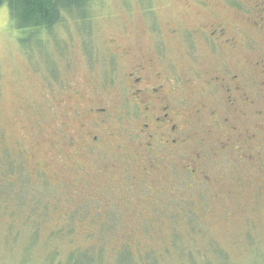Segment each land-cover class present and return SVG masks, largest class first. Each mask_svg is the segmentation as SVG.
I'll return each instance as SVG.
<instances>
[{
	"label": "rangeland",
	"instance_id": "1",
	"mask_svg": "<svg viewBox=\"0 0 264 264\" xmlns=\"http://www.w3.org/2000/svg\"><path fill=\"white\" fill-rule=\"evenodd\" d=\"M263 2L92 0L50 33L15 29L0 6V264H264V41L252 28ZM218 24L235 48L184 31L165 38ZM115 49L131 57L114 68ZM136 59L154 60V79L182 80V153L166 149L151 175L143 121L120 101ZM233 75L251 102L232 106L211 84ZM103 105L114 117L92 149L101 169L73 165L65 136L72 128L88 147L80 121L96 132L89 109ZM82 171L96 182L84 185Z\"/></svg>",
	"mask_w": 264,
	"mask_h": 264
},
{
	"label": "flooded vegetation",
	"instance_id": "2",
	"mask_svg": "<svg viewBox=\"0 0 264 264\" xmlns=\"http://www.w3.org/2000/svg\"><path fill=\"white\" fill-rule=\"evenodd\" d=\"M262 5H264V2ZM261 11L263 13H259L258 17L253 20L252 28L256 31L257 38L261 39L262 37L264 41V10ZM181 31H184L185 33L189 34L188 36L190 39L196 38L197 36H202L204 38L205 36L209 41L213 42L214 44L221 45V42H223V45L228 48L236 47V40L232 37H228V28L221 24L215 25L211 30L208 29V27L196 28L191 31L188 29L181 30L179 28H173L167 32L165 38H167V36L177 37V35H179ZM157 41L158 42H154V44L155 52L158 55L162 51L164 41L163 38L157 39ZM108 57L110 59V62L113 64V67L115 68L116 66L118 67L120 60H122V62L127 61L131 57V53L126 52L125 54H120L118 53V50L115 49V51H110ZM153 63V59L143 61H138V59H136V61L130 62V64H128L127 67L124 68L128 73L126 76L128 82L124 86V96L120 97L121 107L123 108V110L131 108L133 111V108H135L134 113L136 114L138 120L143 121V128H141L140 131L141 136L144 137L146 140L145 156L148 158V161L146 162L148 168H143V170L147 173L146 175H151V170H153V173L156 172L154 169L157 161L166 160V156L164 155L166 149L172 148L174 149V151H176L175 153H182L179 147L182 145V141L184 140V138H182L183 136L178 135L180 127L178 126V124L175 123V120L181 118V116L183 115L182 113H179V110L176 106V103L180 102V96L176 89H178V83H181L182 80H171L168 76H165L161 72V70H156L157 72L156 75H154V79L150 76L148 72L154 68ZM256 63L264 67V58L263 60ZM229 81H231L232 85H229ZM239 82L240 78L238 75H233L232 77H230V79L214 76L212 78L211 84L218 85V87L224 91L226 96V98H224V102H227L232 99L233 103L231 105L237 106L239 102L245 101L246 99L251 102L249 95L243 92L242 86ZM183 84H185L186 86V82H184ZM233 89L237 90L236 92L239 94L241 99L234 100V94H232ZM95 107L96 106L91 107L89 109V115H91V118L89 120L92 121L93 117L94 124L92 125L97 127L98 132L87 131L86 124H82L83 122L80 121V124L82 126V129H80L82 131L80 130L79 135L80 138L83 137V139L88 141V147L81 149L80 143L77 142L74 136L71 135V130H73L72 128L71 130H69L70 136H65L67 146L71 147L76 151L74 155L73 165L79 163L76 158L90 159L93 163L96 162L95 164H99L98 159L95 160L94 158L92 149H94L93 147L99 144L100 142L106 143L104 142L99 133L100 131L104 130V127H108L110 119L114 116L110 113L109 106H104L100 108ZM237 108V110H239V106ZM209 113L212 115H218L216 112L213 111ZM256 115L259 116L260 111H257ZM118 117L122 116L118 115ZM237 130L238 128H233L232 132L233 136L235 137V140H238V136L243 137V134L237 133ZM125 131H129V128L127 127ZM249 133L250 132H248V134ZM131 137L132 135H130L129 138ZM256 137L257 134L253 133L244 137V140L253 141ZM224 138L225 140L221 141L220 146V149L222 151H225L230 148V146H232L231 140H229L226 136ZM82 143L86 144L84 141H82ZM117 147L119 150L121 149V147ZM82 163L85 164L84 161H82ZM68 164L71 163L69 162ZM83 174L84 171H82L81 173L80 180L84 185L87 186L96 182L94 176H91L88 173L83 176ZM105 188L106 192H108L107 190H110L111 186H106Z\"/></svg>",
	"mask_w": 264,
	"mask_h": 264
},
{
	"label": "trees",
	"instance_id": "3",
	"mask_svg": "<svg viewBox=\"0 0 264 264\" xmlns=\"http://www.w3.org/2000/svg\"><path fill=\"white\" fill-rule=\"evenodd\" d=\"M92 0H0L15 29L34 33L52 32L63 22V13L85 8Z\"/></svg>",
	"mask_w": 264,
	"mask_h": 264
}]
</instances>
